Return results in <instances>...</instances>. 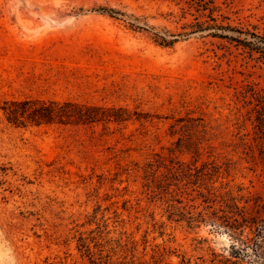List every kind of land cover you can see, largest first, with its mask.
Segmentation results:
<instances>
[{
    "label": "rangeland",
    "instance_id": "rangeland-1",
    "mask_svg": "<svg viewBox=\"0 0 264 264\" xmlns=\"http://www.w3.org/2000/svg\"><path fill=\"white\" fill-rule=\"evenodd\" d=\"M186 2L0 0V264H254L210 219L264 214V0H204L229 38L157 45ZM23 102L113 111L10 122Z\"/></svg>",
    "mask_w": 264,
    "mask_h": 264
},
{
    "label": "trees",
    "instance_id": "trees-1",
    "mask_svg": "<svg viewBox=\"0 0 264 264\" xmlns=\"http://www.w3.org/2000/svg\"><path fill=\"white\" fill-rule=\"evenodd\" d=\"M209 2V1H208ZM186 4L189 8H193L196 12H199L198 16H193V22L185 23L182 25V32L177 34L170 33L167 30H160L153 33V41L160 46L170 47L178 41V38H185L191 33L197 32H208L211 37L218 38H229L225 34L229 30L228 26L222 24H217L216 19L212 17L214 11L213 8L209 7L207 2L204 0H187ZM211 4V1L209 2ZM208 10L209 14L206 16L205 11ZM113 11H111L112 14ZM199 17H206V20L200 21ZM21 110L18 113H9L8 119L10 122L16 124L20 121L18 115L23 117L26 122L31 125L39 126L42 124H52L56 120L62 121V117L78 118V122L90 123L99 121H111V115H104L106 113H111L113 110L104 109L102 107H90L85 105L69 104L65 103L60 105V103L49 102L40 103L38 105L34 103L23 102L19 104ZM34 105V107H30ZM63 107H72L75 111V115H69L64 111ZM6 111V109H5ZM107 116V117H106ZM58 118V119H56ZM257 125L255 134L256 138L261 142V147L259 151L264 155V113H258ZM112 121H121L116 117L112 118ZM21 124V123H20ZM230 203L227 206L228 211H225L224 216L216 218H211L210 222L214 226L224 227L240 246L245 249V254H250L253 257L254 264H264V214L257 213V215H248L245 207L239 206V200L236 198H230ZM255 204H257L255 202ZM256 206H259L258 204ZM224 211V210H223ZM246 230H248L246 232ZM246 233V234H245Z\"/></svg>",
    "mask_w": 264,
    "mask_h": 264
}]
</instances>
